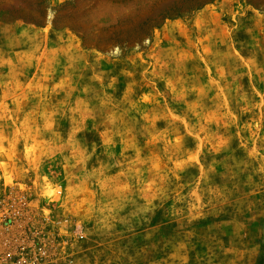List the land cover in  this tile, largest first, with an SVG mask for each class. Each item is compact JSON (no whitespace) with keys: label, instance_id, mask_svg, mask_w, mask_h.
Returning <instances> with one entry per match:
<instances>
[{"label":"rangeland","instance_id":"obj_1","mask_svg":"<svg viewBox=\"0 0 264 264\" xmlns=\"http://www.w3.org/2000/svg\"><path fill=\"white\" fill-rule=\"evenodd\" d=\"M0 264H264V0H0Z\"/></svg>","mask_w":264,"mask_h":264}]
</instances>
